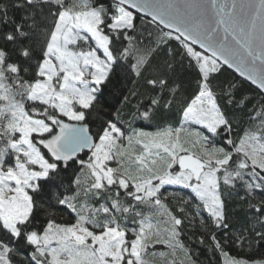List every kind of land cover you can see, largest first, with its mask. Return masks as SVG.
<instances>
[{
	"label": "snow or ice",
	"instance_id": "snow-or-ice-1",
	"mask_svg": "<svg viewBox=\"0 0 264 264\" xmlns=\"http://www.w3.org/2000/svg\"><path fill=\"white\" fill-rule=\"evenodd\" d=\"M182 23L0 0V264H264V52L206 71Z\"/></svg>",
	"mask_w": 264,
	"mask_h": 264
},
{
	"label": "water",
	"instance_id": "water-1",
	"mask_svg": "<svg viewBox=\"0 0 264 264\" xmlns=\"http://www.w3.org/2000/svg\"><path fill=\"white\" fill-rule=\"evenodd\" d=\"M183 21L185 41L210 45L205 53L220 63L225 49L264 52V4L260 0H168Z\"/></svg>",
	"mask_w": 264,
	"mask_h": 264
},
{
	"label": "rangeland",
	"instance_id": "rangeland-1",
	"mask_svg": "<svg viewBox=\"0 0 264 264\" xmlns=\"http://www.w3.org/2000/svg\"><path fill=\"white\" fill-rule=\"evenodd\" d=\"M195 57L199 59L202 66L205 67V70H211L215 67V60L212 57H209L201 52L193 51Z\"/></svg>",
	"mask_w": 264,
	"mask_h": 264
},
{
	"label": "trees",
	"instance_id": "trees-1",
	"mask_svg": "<svg viewBox=\"0 0 264 264\" xmlns=\"http://www.w3.org/2000/svg\"><path fill=\"white\" fill-rule=\"evenodd\" d=\"M186 48L188 49V51L190 52V54L191 55H193V56H195L194 55V53H193V51H196L194 48H193V45H191L190 43H186ZM198 52V51H197ZM201 53H203V54H205V55H207V56H209V57H211L210 55H208V54H206L205 52H201ZM213 58V57H212ZM214 59V58H213ZM215 60V67L213 68V69H211V70H216V69H218L219 67H220V62L219 61H217L216 59H214ZM231 76V73H229V72H227V71H225V72H223L222 74H221V77H220V79H221V81H224V80H227V79H229V77Z\"/></svg>",
	"mask_w": 264,
	"mask_h": 264
}]
</instances>
